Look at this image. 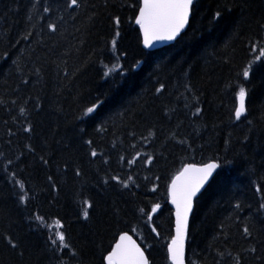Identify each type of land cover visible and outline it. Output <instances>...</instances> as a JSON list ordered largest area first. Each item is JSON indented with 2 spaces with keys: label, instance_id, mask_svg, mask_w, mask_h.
<instances>
[{
  "label": "trees",
  "instance_id": "1",
  "mask_svg": "<svg viewBox=\"0 0 264 264\" xmlns=\"http://www.w3.org/2000/svg\"><path fill=\"white\" fill-rule=\"evenodd\" d=\"M84 2L73 11L66 0H0V234L17 237L24 251L12 252L0 238V264H103L113 236L129 226L151 264H170L166 186L183 164L211 160L220 168L196 199L188 264H235L238 254L241 264H264V64H255L248 81L237 77L253 58L249 40L264 37V0H195L187 29L156 50L142 46L128 7L134 0ZM225 2L230 10L213 19ZM117 15L119 36L110 19ZM49 23H56L55 32ZM239 84L246 97L237 120ZM97 99L103 101L97 111L81 118ZM29 122L33 131L26 133ZM136 152L141 156L128 165ZM146 155L155 157L152 164ZM13 172L31 197L26 205ZM111 175H131L135 183L105 184ZM151 203L161 208L148 221L139 209L150 211ZM36 212L49 225L63 223L75 258L48 248L49 231L29 219ZM252 247L255 253L247 251Z\"/></svg>",
  "mask_w": 264,
  "mask_h": 264
},
{
  "label": "snow or ice",
  "instance_id": "2",
  "mask_svg": "<svg viewBox=\"0 0 264 264\" xmlns=\"http://www.w3.org/2000/svg\"><path fill=\"white\" fill-rule=\"evenodd\" d=\"M107 4L108 0H105V6H107ZM193 5L194 0H134L133 3L128 5V7L133 10L134 23L139 26V34L142 38L141 42L143 46L145 48H154L157 42L174 41L181 35L189 23V17L193 11ZM86 6L84 0H66L65 4L67 9H72L73 11ZM93 7L95 6L93 5ZM229 10L230 4L229 2H225L223 6L214 13L213 19L222 18L223 13ZM49 11L50 8H44V12ZM60 19L63 18L61 17ZM110 19L117 29L116 36H119L121 17L118 15L111 16ZM260 27L264 30V25H261ZM48 28L55 32L57 30V25L56 23H49ZM24 38L26 39L27 36ZM112 44L113 46L116 45L115 39L112 40ZM249 50L253 53V58L237 73V77L243 78L244 81L249 80L250 72L257 62L264 64V37L255 41L249 40ZM5 55H7V53H5ZM124 55L126 56V53ZM139 63L140 61L136 62V64ZM135 66L136 65H133V67ZM105 67L107 66L105 65ZM120 68L121 72H123L122 65ZM111 71L112 69L109 68L108 71L105 72V75H109ZM164 87V84L161 83L160 87L156 89V92H160ZM237 87L238 92L236 93V96L238 103L234 109V116L239 120L245 112L246 89L243 84H239ZM188 90L191 91V88L188 87ZM13 103H15V101H13ZM102 103L103 101L97 99L95 103L83 110L81 118L94 114ZM200 111V108H196L194 115L199 114ZM20 113H26V109L20 107ZM23 131L31 133L33 131L32 124L29 122L27 126L23 128ZM9 135H13L11 130H9ZM152 135H154V133L149 131V136ZM86 143L91 148L93 141L87 140ZM180 143L183 144L184 141L181 140ZM25 147L29 152L35 151L31 145H26ZM90 155L92 157L98 155L95 148H91ZM140 156L141 153L136 152L133 159L127 160L128 165H133L136 162V158ZM40 159L44 164L48 163L43 157ZM120 159L124 160L125 158L120 157ZM154 159L155 157L153 155H146L144 157V162L150 165L154 162ZM12 163V160H8L7 165H5V170H7V167L12 165ZM105 163H107V161H105ZM218 168H220V164L215 160L209 163H185L171 176L170 181L166 186L168 201L173 206L171 211V217L173 218L172 235L166 246L168 258L171 260L172 264H185V241L189 230V214L193 209L194 198L200 193L206 182L209 181L212 173ZM76 175H80L79 169L76 170ZM15 177L16 173H11L13 183L18 185L20 190L18 196L19 202L26 205L31 197L29 196L28 190H26L25 183L22 180H17ZM48 179L51 181L52 177H48ZM144 179L149 180L150 178L144 177ZM160 179V176L155 177L156 182ZM109 181H114L116 184L125 188L129 187V182L135 183L131 175L127 176L126 179H122L119 175H111L104 180V183L108 184ZM136 187L139 188V184H136ZM157 189L158 183H153L149 191L154 193ZM257 190L259 191L260 189L258 188ZM84 204L86 207L83 209L82 215L85 218H88L90 215L89 209L92 208V204L87 200L84 201ZM236 207H240L239 203H237ZM160 208V203H151L150 211H146L145 208H140L139 212L142 215L147 216L148 221H152L153 213H157ZM260 208L264 209V204H261ZM29 219L34 221L38 228H44L49 231L47 245L53 253H63L64 250H68L72 258H75L78 255L77 251L67 242L66 234L61 230L64 227L63 223L59 219H56L53 225H49L46 223L45 217L38 212L33 213ZM136 231L137 229L131 226H129L128 231H118L113 236V242L104 250L105 254L102 255L103 264H150L149 259L145 255V250L136 240L133 239V236L129 234V232L135 233ZM151 231L156 233L157 236L160 235L154 226L151 228ZM243 234L245 237H251L252 235L247 226L243 228ZM0 238H2L6 246L12 252L18 253L20 256L24 255L22 245L17 237L12 234H0ZM247 251L255 253L257 249L252 247ZM256 259L259 260L261 257L257 256ZM61 264H68V262L61 261ZM235 264H241V257L239 254L235 257Z\"/></svg>",
  "mask_w": 264,
  "mask_h": 264
},
{
  "label": "water",
  "instance_id": "3",
  "mask_svg": "<svg viewBox=\"0 0 264 264\" xmlns=\"http://www.w3.org/2000/svg\"><path fill=\"white\" fill-rule=\"evenodd\" d=\"M190 18V17H189ZM186 28V27H185ZM175 41V40H174ZM174 41H163V42H157L155 47L154 48H146V49H155V48H158V47H162L164 45H167V44H170ZM144 47V46H143ZM145 48V47H144ZM212 162V161H211ZM217 169L212 173V176L209 178V181L206 182L205 186L201 189L200 193L197 194V196L194 198V201H193V209H192V212L189 214V222H190V218L192 216V213H193V210H194V207H195V200L196 198L203 192V190L207 187V185L209 184V182L212 180L213 176L215 175ZM171 205V203H170ZM172 206V205H171ZM173 207V206H172ZM188 236V234H187ZM134 239V238H133ZM135 240V239H134ZM138 243V242H137ZM139 244V243H138ZM186 246H187V237H186V241H185V254H186ZM185 254H184V261H185ZM146 255V254H145ZM171 261V260H170ZM172 263V262H171ZM185 264H186V261H185Z\"/></svg>",
  "mask_w": 264,
  "mask_h": 264
}]
</instances>
